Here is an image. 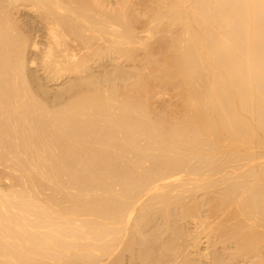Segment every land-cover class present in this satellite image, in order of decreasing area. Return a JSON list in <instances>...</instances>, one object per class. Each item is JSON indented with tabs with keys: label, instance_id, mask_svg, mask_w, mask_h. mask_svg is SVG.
<instances>
[{
	"label": "bare ground",
	"instance_id": "6f19581e",
	"mask_svg": "<svg viewBox=\"0 0 264 264\" xmlns=\"http://www.w3.org/2000/svg\"><path fill=\"white\" fill-rule=\"evenodd\" d=\"M0 264H264V0H0Z\"/></svg>",
	"mask_w": 264,
	"mask_h": 264
}]
</instances>
